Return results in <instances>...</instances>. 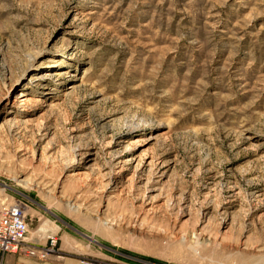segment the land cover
Segmentation results:
<instances>
[{"label":"rangeland","instance_id":"374dc122","mask_svg":"<svg viewBox=\"0 0 264 264\" xmlns=\"http://www.w3.org/2000/svg\"><path fill=\"white\" fill-rule=\"evenodd\" d=\"M136 123L167 176L149 192L131 167L111 192ZM18 203L26 248L3 264H264V0H0V207Z\"/></svg>","mask_w":264,"mask_h":264},{"label":"bare ground","instance_id":"6f19581e","mask_svg":"<svg viewBox=\"0 0 264 264\" xmlns=\"http://www.w3.org/2000/svg\"><path fill=\"white\" fill-rule=\"evenodd\" d=\"M68 66H65V67H68ZM56 67H58V66L57 65H51L50 66V68H56ZM34 70H35V68H34L33 64L30 65V68H28V71L32 72ZM44 72H43V74H41V75L39 74L35 77V80L37 83H34V85H36V86L41 85V87H43V82H42L43 80L45 81L46 79H48V77L54 78V77L59 76V74L56 73L55 71L49 70L46 73H44ZM48 72H51V73H48ZM47 89H49V88H47ZM69 91H70V89H69ZM30 100H32V97L28 96L27 92L25 90H23V91L20 90L16 96V99L14 100V104L18 105V107L20 105L24 106ZM14 112H17V111H11L10 113H14ZM17 113L22 115V113H24V112H22V109H21ZM9 118L5 119L6 122L10 121L12 119V118L11 119H9ZM12 121H14V119ZM162 125H164V124H162ZM148 129H150V128H148V126L145 128H141L140 125H138L137 123L131 124L127 128L126 132H127V134L132 135V137H134V138L133 139L130 138L127 141L124 140V143H126V145L128 146L127 149L123 152H115L112 155V157L110 155L111 167L108 169H104L103 175H104V177H107L106 186H107V189H109L111 192L114 190H117L116 185L119 183L120 184L122 183L123 177L132 169L131 167H133V169L131 171L132 172V175H131L132 180H136L135 183L138 184L139 186L142 183V181H144L145 185L148 186L149 192L157 191L158 190L157 185L160 182H162L163 179H165V177L167 176V172H168V165L166 164L167 161L161 162L159 160L151 158L147 154L136 155L134 153V151L141 145L140 142H147V141L149 142L151 140H154L155 137L152 136V134L150 133L151 132L150 130H149L150 132H148ZM154 136H155V134H154ZM118 138L122 139L123 137L119 136ZM140 138H142V139H140ZM43 149H44L43 153H46L45 155H48L47 157H52L55 155L54 149L49 148V147L43 148ZM106 150L109 152L114 151L113 146L111 144H107ZM76 152L78 154L80 153L81 159H80V161L78 160V162L75 165L79 166L80 169L86 170V172L93 173V171L95 170V167H97L98 165L95 166V159L96 158L93 159L95 153L92 152V149L91 148L77 149ZM40 156H41V153H40ZM108 166H109V164H108ZM103 167L101 166V168H103ZM97 168H96V170H97ZM144 183H143V185H144ZM131 186H134V185H131ZM131 188H133V187H131ZM144 191H146V190H144ZM16 206L21 207V204L18 203Z\"/></svg>","mask_w":264,"mask_h":264},{"label":"built area","instance_id":"2783aa9c","mask_svg":"<svg viewBox=\"0 0 264 264\" xmlns=\"http://www.w3.org/2000/svg\"><path fill=\"white\" fill-rule=\"evenodd\" d=\"M28 225L22 207H0V253L18 254L23 247Z\"/></svg>","mask_w":264,"mask_h":264},{"label":"crops","instance_id":"0c3cea01","mask_svg":"<svg viewBox=\"0 0 264 264\" xmlns=\"http://www.w3.org/2000/svg\"><path fill=\"white\" fill-rule=\"evenodd\" d=\"M5 258H3V256H1L0 255V264H3V260H4Z\"/></svg>","mask_w":264,"mask_h":264}]
</instances>
